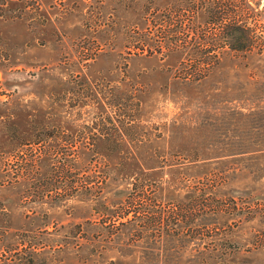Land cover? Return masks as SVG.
Wrapping results in <instances>:
<instances>
[{
  "label": "rangeland",
  "instance_id": "obj_1",
  "mask_svg": "<svg viewBox=\"0 0 264 264\" xmlns=\"http://www.w3.org/2000/svg\"><path fill=\"white\" fill-rule=\"evenodd\" d=\"M220 261L264 264V0H0V264Z\"/></svg>",
  "mask_w": 264,
  "mask_h": 264
},
{
  "label": "trees",
  "instance_id": "obj_2",
  "mask_svg": "<svg viewBox=\"0 0 264 264\" xmlns=\"http://www.w3.org/2000/svg\"><path fill=\"white\" fill-rule=\"evenodd\" d=\"M246 30L247 29L244 26L231 23V24H227L226 26H222L221 32L219 34L223 38L225 45H228L230 47V49L233 51H239V50L243 49L242 47H245V45H247ZM215 46H217V45H212V47H215ZM203 52H205V51H203ZM104 178H106V177H104ZM131 211L132 210L126 209L122 214L118 215V218L127 219L126 217H128V215ZM133 212L136 214V211L133 210ZM215 264H228V263L225 261H220V262H217Z\"/></svg>",
  "mask_w": 264,
  "mask_h": 264
}]
</instances>
